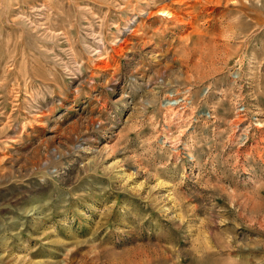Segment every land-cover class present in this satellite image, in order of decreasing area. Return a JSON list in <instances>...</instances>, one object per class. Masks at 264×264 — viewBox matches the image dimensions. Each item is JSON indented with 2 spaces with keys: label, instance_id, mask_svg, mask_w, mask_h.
Instances as JSON below:
<instances>
[{
  "label": "rangeland",
  "instance_id": "obj_1",
  "mask_svg": "<svg viewBox=\"0 0 264 264\" xmlns=\"http://www.w3.org/2000/svg\"><path fill=\"white\" fill-rule=\"evenodd\" d=\"M0 264H264V0H0Z\"/></svg>",
  "mask_w": 264,
  "mask_h": 264
},
{
  "label": "bare ground",
  "instance_id": "obj_2",
  "mask_svg": "<svg viewBox=\"0 0 264 264\" xmlns=\"http://www.w3.org/2000/svg\"><path fill=\"white\" fill-rule=\"evenodd\" d=\"M173 14V13H172ZM52 32V31H51Z\"/></svg>",
  "mask_w": 264,
  "mask_h": 264
}]
</instances>
